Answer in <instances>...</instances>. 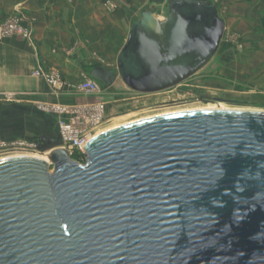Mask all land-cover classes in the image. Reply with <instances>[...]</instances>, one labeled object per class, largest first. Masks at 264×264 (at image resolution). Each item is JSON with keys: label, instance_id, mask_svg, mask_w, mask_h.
<instances>
[{"label": "water", "instance_id": "1", "mask_svg": "<svg viewBox=\"0 0 264 264\" xmlns=\"http://www.w3.org/2000/svg\"><path fill=\"white\" fill-rule=\"evenodd\" d=\"M224 32L211 2L171 0L162 20L143 9L103 87H176ZM41 139L49 162L0 159V264H264V111L128 122L90 138L83 164Z\"/></svg>", "mask_w": 264, "mask_h": 264}, {"label": "crops", "instance_id": "2", "mask_svg": "<svg viewBox=\"0 0 264 264\" xmlns=\"http://www.w3.org/2000/svg\"><path fill=\"white\" fill-rule=\"evenodd\" d=\"M106 1L0 0V20L15 17L32 20L31 40L0 37L2 137L5 133L26 132L28 108L38 110V105L69 102L67 97L56 98L48 91L43 75L59 74L68 83L87 77L99 81L102 72H112L109 70L113 68L112 60L117 58L140 12L155 11L162 20L159 14L166 13L171 0H110L113 8L107 7ZM240 1L245 0L210 2L227 27L230 14L234 17V13L245 10L243 4L252 9L257 6L251 0ZM84 99H70V102L80 104Z\"/></svg>", "mask_w": 264, "mask_h": 264}, {"label": "rangeland", "instance_id": "3", "mask_svg": "<svg viewBox=\"0 0 264 264\" xmlns=\"http://www.w3.org/2000/svg\"><path fill=\"white\" fill-rule=\"evenodd\" d=\"M203 1L219 2V0ZM250 2H255L258 7L254 5L255 9H252L243 4L244 11L234 13V17L230 14V26L225 25L224 35L213 57L178 86L159 93L140 94L127 88L118 76L116 83L114 82L109 89L97 94L67 97L66 100L69 102L65 103L74 104L70 99L85 98L82 104H101L103 121L95 129L96 134L116 125L164 112L202 109L219 104L231 109L264 111V27L261 25L264 5H262L263 0ZM165 14L163 12L159 15L163 19ZM16 19L21 21L23 27L27 26L30 29V37L25 39L31 40V19L24 21L19 17L8 18L0 20V26L14 22ZM11 36L24 38L20 34H11L7 37ZM112 63L113 68L109 70L115 73L116 59L112 60ZM108 72H102L99 76L98 82L102 86L105 84L104 79ZM50 105L52 104L38 105L40 106L38 110L33 107L28 108L26 132L10 135L5 133L4 137L0 135V158L20 155L40 156L46 153L44 149L46 142L40 139L41 136L58 138V118L51 111ZM38 141H40L39 148L36 146ZM52 170L53 168L49 172Z\"/></svg>", "mask_w": 264, "mask_h": 264}, {"label": "built area", "instance_id": "4", "mask_svg": "<svg viewBox=\"0 0 264 264\" xmlns=\"http://www.w3.org/2000/svg\"><path fill=\"white\" fill-rule=\"evenodd\" d=\"M104 4L113 8L109 1ZM20 22L16 19L14 22L0 26V37L20 34L24 38H29L30 29L27 26L23 27ZM43 78L48 91L56 98L97 94L105 90V87L92 78H85L76 83H68L55 73L43 75ZM50 109L58 118L57 131L58 139L62 144L61 148L65 149L73 160L84 163V146L90 138L95 136L94 130L103 121L101 104L57 102L50 105Z\"/></svg>", "mask_w": 264, "mask_h": 264}, {"label": "bare ground", "instance_id": "5", "mask_svg": "<svg viewBox=\"0 0 264 264\" xmlns=\"http://www.w3.org/2000/svg\"><path fill=\"white\" fill-rule=\"evenodd\" d=\"M221 104H219V105H214V106H211V107H206V108H210V109H231V108H225V107H223V105H221ZM205 108V109H206ZM203 109V108H202ZM189 110H194V109H189ZM235 110H246V109H235ZM181 111H186V110H181ZM172 112H180V111H172ZM166 113H171V112H164V113H161V114H166ZM157 115H160V114H157ZM154 116H156V115H154ZM145 118H147V117H145ZM141 119H143V118H141ZM137 120H139V119H137ZM135 121V120H134ZM125 124V123H124ZM120 125H122V124H120ZM116 126H119V125H116ZM115 126V127H116ZM97 128V127H96ZM95 131V130H94ZM106 131V130H105ZM104 132V131H103ZM102 133V132H101ZM97 134H100V133H97ZM95 132H94V135H97ZM43 149V148H42ZM46 153H44V154H42V155H40V156H33V157H36V158H40V159H42V160H44V161H46V162H49L48 161V158H47V155H48V152L47 151H45ZM0 159H2V158H0Z\"/></svg>", "mask_w": 264, "mask_h": 264}, {"label": "trees", "instance_id": "6", "mask_svg": "<svg viewBox=\"0 0 264 264\" xmlns=\"http://www.w3.org/2000/svg\"><path fill=\"white\" fill-rule=\"evenodd\" d=\"M261 25H262V27H264V10H263V13L261 16Z\"/></svg>", "mask_w": 264, "mask_h": 264}, {"label": "flooded vegetation", "instance_id": "7", "mask_svg": "<svg viewBox=\"0 0 264 264\" xmlns=\"http://www.w3.org/2000/svg\"><path fill=\"white\" fill-rule=\"evenodd\" d=\"M105 77H106V76H105ZM41 138H42V136H41ZM41 138H40V139H41ZM45 138H46V137H45Z\"/></svg>", "mask_w": 264, "mask_h": 264}]
</instances>
